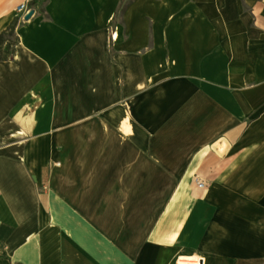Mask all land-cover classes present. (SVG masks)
<instances>
[{"label":"crops","instance_id":"crops-1","mask_svg":"<svg viewBox=\"0 0 264 264\" xmlns=\"http://www.w3.org/2000/svg\"><path fill=\"white\" fill-rule=\"evenodd\" d=\"M26 2L0 0V31ZM121 3L23 11L0 264H264V0Z\"/></svg>","mask_w":264,"mask_h":264},{"label":"trees","instance_id":"trees-1","mask_svg":"<svg viewBox=\"0 0 264 264\" xmlns=\"http://www.w3.org/2000/svg\"><path fill=\"white\" fill-rule=\"evenodd\" d=\"M38 1L39 0H28L26 4L28 7L32 8L36 6ZM129 2L130 0H122L116 12V19L124 12ZM43 10L45 11L46 9L44 8ZM45 16L48 17V13H45ZM24 22L23 11H20L13 17L9 24L0 31V61L15 57L18 44L21 40L17 28Z\"/></svg>","mask_w":264,"mask_h":264},{"label":"built area","instance_id":"built-area-1","mask_svg":"<svg viewBox=\"0 0 264 264\" xmlns=\"http://www.w3.org/2000/svg\"><path fill=\"white\" fill-rule=\"evenodd\" d=\"M31 8L27 6L26 3L20 6V10L24 11L25 13L29 11ZM191 258V259H190ZM192 260V261H190ZM177 262L179 264H205L206 256L203 254H189V255H179L177 257Z\"/></svg>","mask_w":264,"mask_h":264},{"label":"water","instance_id":"water-1","mask_svg":"<svg viewBox=\"0 0 264 264\" xmlns=\"http://www.w3.org/2000/svg\"><path fill=\"white\" fill-rule=\"evenodd\" d=\"M35 13V7H32L29 11H27L25 14H24V18L25 19H29L31 18V16Z\"/></svg>","mask_w":264,"mask_h":264},{"label":"bare ground","instance_id":"bare-ground-1","mask_svg":"<svg viewBox=\"0 0 264 264\" xmlns=\"http://www.w3.org/2000/svg\"><path fill=\"white\" fill-rule=\"evenodd\" d=\"M191 259V258H190ZM190 261H192V260H190Z\"/></svg>","mask_w":264,"mask_h":264}]
</instances>
